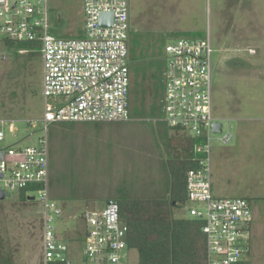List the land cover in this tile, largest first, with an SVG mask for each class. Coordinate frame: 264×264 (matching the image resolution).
<instances>
[{
  "label": "rangeland",
  "instance_id": "rangeland-1",
  "mask_svg": "<svg viewBox=\"0 0 264 264\" xmlns=\"http://www.w3.org/2000/svg\"><path fill=\"white\" fill-rule=\"evenodd\" d=\"M127 1L131 120L67 124L65 135L58 137L55 145L50 137V175L57 187H49V193L60 213L58 234L69 232L75 238V233L84 232L81 216L108 204L114 182L123 180L116 171L125 164L122 161L129 165L125 175L130 189L153 192L164 157L155 140L156 123L161 118L164 48L179 37L208 36L213 118L222 124L224 133L232 134L227 145L213 136L212 190L216 197L250 201L253 223L246 259L248 264H264V0ZM47 5L51 35L81 34L82 0H47ZM16 50L0 46V119L12 121L4 127L3 147L35 144L43 115L41 60ZM27 121L37 122L36 127ZM31 196L38 198L35 193ZM190 207L186 203L175 210V217H190ZM40 214L37 199L22 206L17 192L0 201V220L12 239L14 264H40ZM71 250L80 249L72 244Z\"/></svg>",
  "mask_w": 264,
  "mask_h": 264
},
{
  "label": "built area",
  "instance_id": "built-area-1",
  "mask_svg": "<svg viewBox=\"0 0 264 264\" xmlns=\"http://www.w3.org/2000/svg\"><path fill=\"white\" fill-rule=\"evenodd\" d=\"M47 0H0V46L12 44L19 53L35 51L41 60L43 115L33 145L3 147L0 119V193L4 199L24 192L41 205L40 264H138L128 246V227L116 203L81 216L82 234L63 236L56 227L59 210L50 198L49 130L58 124H103L131 120L132 85L127 0H82L83 27L79 36L49 33ZM111 14L101 24V15ZM209 37H179L164 48L163 94L159 119L172 133L188 135L197 166L186 174L189 216L201 222L205 264H248L246 252L252 233L253 211L245 198L213 194L211 153L213 136L221 145L232 134L213 133L219 123L212 113V66ZM37 122L27 121L31 127ZM33 200V201H34ZM78 234V235H77ZM80 250H71V245ZM81 256V259H80Z\"/></svg>",
  "mask_w": 264,
  "mask_h": 264
},
{
  "label": "trees",
  "instance_id": "trees-1",
  "mask_svg": "<svg viewBox=\"0 0 264 264\" xmlns=\"http://www.w3.org/2000/svg\"><path fill=\"white\" fill-rule=\"evenodd\" d=\"M4 47L13 49L14 46L6 43ZM20 47L35 49L32 45ZM20 47H17V52ZM29 56L39 57V53L30 51ZM161 115L160 109V117ZM65 126L67 124H58L50 128L49 140L51 137L52 144L55 145L58 137L65 135ZM169 132L172 130L162 122L156 123L155 140L162 146L164 157L162 161L160 160L161 177H157L153 192L143 193L140 190L134 193L130 189V179L125 175L129 172V165L122 161L120 163L125 164L120 168L117 167L116 171L118 176L122 175L123 180L116 181L118 176L114 179L116 181L114 194L107 201L118 204L120 208L121 216L128 227V246L135 252L138 264H205V243L201 234V222L191 217L176 218L174 215L175 210L183 208L188 202L186 174L197 166V155L193 151L199 140L188 135L172 136ZM51 157H53L52 152L50 170ZM55 181L56 179L51 178L50 175V189L57 187ZM19 203L28 206L34 201L21 192ZM37 223L41 240L39 218ZM9 235L8 227L2 225L0 220V264H14V252L10 248L12 239Z\"/></svg>",
  "mask_w": 264,
  "mask_h": 264
},
{
  "label": "water",
  "instance_id": "water-1",
  "mask_svg": "<svg viewBox=\"0 0 264 264\" xmlns=\"http://www.w3.org/2000/svg\"><path fill=\"white\" fill-rule=\"evenodd\" d=\"M110 20V22L112 21V15L111 14H103L101 15V24H104L106 21ZM221 130V124L220 123H214L212 126V132L213 133H220ZM29 199H31L32 201L34 200L33 197H30ZM4 200V196L2 193H0V201ZM112 201H109L108 204H112Z\"/></svg>",
  "mask_w": 264,
  "mask_h": 264
},
{
  "label": "crops",
  "instance_id": "crops-1",
  "mask_svg": "<svg viewBox=\"0 0 264 264\" xmlns=\"http://www.w3.org/2000/svg\"><path fill=\"white\" fill-rule=\"evenodd\" d=\"M250 53H254V50L253 49H250V51H249ZM255 54V53H254Z\"/></svg>",
  "mask_w": 264,
  "mask_h": 264
}]
</instances>
